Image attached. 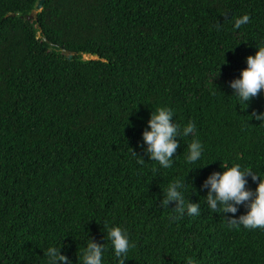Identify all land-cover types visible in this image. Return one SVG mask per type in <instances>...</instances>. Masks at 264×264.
Masks as SVG:
<instances>
[{"label":"trees","instance_id":"16d2710c","mask_svg":"<svg viewBox=\"0 0 264 264\" xmlns=\"http://www.w3.org/2000/svg\"><path fill=\"white\" fill-rule=\"evenodd\" d=\"M39 1L0 0V264H48L53 246L83 264L90 239L119 264L113 227L125 264H264V229L228 227L249 209L213 212L203 187L235 165L264 178V90L248 105L230 86L264 46V0H46L28 19ZM160 107L196 126L167 169L143 140ZM178 179L199 215L163 205Z\"/></svg>","mask_w":264,"mask_h":264},{"label":"clouds","instance_id":"9594fccd","mask_svg":"<svg viewBox=\"0 0 264 264\" xmlns=\"http://www.w3.org/2000/svg\"><path fill=\"white\" fill-rule=\"evenodd\" d=\"M250 20L248 15L235 19V29L247 24ZM239 100L249 105V102L257 97L261 90H264V46L259 47L255 56L247 57V68L242 70L241 77L235 79L230 84ZM173 111L170 108L160 107L153 112L149 120V130L143 132V140L148 145L146 151L151 160L158 162L163 168H171L172 158L180 147L177 137H187L189 134L195 136L196 126L189 122L182 130L172 122ZM256 120L264 121V114H252ZM202 144L199 140L193 139L188 146V156L186 162L191 164L197 162L202 156ZM143 162V161H141ZM221 174L215 172L204 182L203 187L209 188L206 201L213 212L237 213L238 205H245L249 209L246 215H241L239 219H227L229 229L238 230L242 225L248 230L264 229V178L254 174L251 169L241 171L240 165L225 168ZM155 171V169H154ZM251 176L253 181L259 180L255 192L247 189V176ZM184 183L181 180L170 182L166 190V197L162 203L168 206L175 201V211L179 219L187 209L188 215H199V203L189 202L185 205V200L181 189ZM107 238L111 241L115 256L119 258V264H125L130 244L126 230L120 227H113L107 231ZM61 248L49 247L44 251V256L48 258V264H71L66 255L61 254ZM103 245L90 239L83 252V264H102ZM188 264H195L192 258H188Z\"/></svg>","mask_w":264,"mask_h":264},{"label":"water","instance_id":"95a60500","mask_svg":"<svg viewBox=\"0 0 264 264\" xmlns=\"http://www.w3.org/2000/svg\"><path fill=\"white\" fill-rule=\"evenodd\" d=\"M46 0H40L39 3L37 4L36 6V10L33 11V13L28 17V19H34V20H37L38 19V13L40 11H42L43 9V6H44V3H45ZM63 53H66L67 55H69L70 53L66 50L63 51Z\"/></svg>","mask_w":264,"mask_h":264},{"label":"rangeland","instance_id":"374dc122","mask_svg":"<svg viewBox=\"0 0 264 264\" xmlns=\"http://www.w3.org/2000/svg\"><path fill=\"white\" fill-rule=\"evenodd\" d=\"M86 58H88V57H86Z\"/></svg>","mask_w":264,"mask_h":264},{"label":"bare ground","instance_id":"6f19581e","mask_svg":"<svg viewBox=\"0 0 264 264\" xmlns=\"http://www.w3.org/2000/svg\"><path fill=\"white\" fill-rule=\"evenodd\" d=\"M117 146V145H116Z\"/></svg>","mask_w":264,"mask_h":264}]
</instances>
